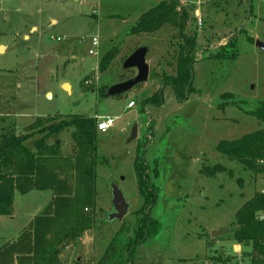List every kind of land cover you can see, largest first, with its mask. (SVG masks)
<instances>
[{
	"label": "rangeland",
	"instance_id": "374dc122",
	"mask_svg": "<svg viewBox=\"0 0 264 264\" xmlns=\"http://www.w3.org/2000/svg\"><path fill=\"white\" fill-rule=\"evenodd\" d=\"M202 1V27L188 8L191 17L184 29L197 36L200 49L216 51L245 28L229 47L237 51L235 59H207L204 52L192 68V89L180 100L171 85L151 77L123 95L101 94L136 75L122 67L136 48H148L150 70L175 75L178 28L167 23L153 35L128 36L140 16L160 1L0 0V47H5L0 49V136L9 130L22 134L48 118L115 119L109 130L97 134V153L104 162L96 168L95 227L61 251L60 264H98L112 240L123 238V232L134 236L138 212L144 209L138 177L143 183L146 176L157 190L149 212L159 230L136 248L128 264H250L249 245L242 244L239 252L231 249L235 215L260 192L264 174L225 160L216 147L264 128L248 114L264 102V52L256 46L257 41L264 44V0H251L249 18V0ZM92 37L100 40L94 56L89 54L96 49ZM110 50L115 57L104 60L100 71ZM159 89L162 103L144 107ZM131 101L135 106L128 109ZM134 127L137 138L128 143ZM73 136L72 128L57 136L66 164L74 162ZM203 164L221 165L224 171L205 177ZM113 185L130 210L122 221L110 222ZM50 201L49 191H16L7 215H0V250L15 245ZM222 230L227 232L211 236Z\"/></svg>",
	"mask_w": 264,
	"mask_h": 264
},
{
	"label": "trees",
	"instance_id": "16d2710c",
	"mask_svg": "<svg viewBox=\"0 0 264 264\" xmlns=\"http://www.w3.org/2000/svg\"><path fill=\"white\" fill-rule=\"evenodd\" d=\"M189 15L188 8L177 1H160L142 14L128 33L129 37L140 38L153 35L167 23L178 28L175 75L150 70V77L163 86L171 85L180 100H184L192 89V68L198 60L204 56L216 60L237 57L235 48H229L235 45V37L216 51L200 49L197 36L184 32ZM249 40L253 42V39ZM204 52L206 54L203 56ZM132 53L127 54L125 60ZM114 57L113 50H110L101 61L100 71L105 70L104 60ZM101 94L105 95L106 91ZM161 96L159 89L144 101L143 106H159ZM248 114L264 124V102ZM97 125L95 118L87 116L61 117L59 120L48 118L29 125L22 134L9 130L0 136V215H7L16 191L25 194L35 189L51 193V201L43 214L29 225L15 245L0 250V264H22L26 259L32 261L30 264H60L61 251L94 229L96 168L99 161H103L97 153ZM71 128L74 129V162L66 164L68 160L62 155L57 136ZM51 138H54L53 143H49ZM216 152L227 161L264 174V128L238 140L222 141L216 147ZM137 168L136 165L135 171ZM223 171L221 165L211 167L203 164L200 174L215 177ZM138 181L144 209L138 212L140 218L134 236L129 238L123 232V238L119 236L112 240L98 264L130 263L136 248L159 230L157 221L150 217L149 212L152 203H155L157 190L147 176L143 178V183L139 177ZM85 210H91V213H85ZM261 213H264V194L257 192L235 215L233 240L251 247L250 264H264V220H259Z\"/></svg>",
	"mask_w": 264,
	"mask_h": 264
},
{
	"label": "water",
	"instance_id": "95a60500",
	"mask_svg": "<svg viewBox=\"0 0 264 264\" xmlns=\"http://www.w3.org/2000/svg\"><path fill=\"white\" fill-rule=\"evenodd\" d=\"M251 14V0L249 1L248 10H247V18L250 17ZM245 28L243 26L240 28L236 34H234L230 39L232 40L234 37H236L239 33L242 32V30ZM256 46L264 52V44L257 41ZM148 53L147 47H140L136 49L124 62H123V69L125 71L127 70H136V75L124 82L115 84L106 91L107 97H115L123 95L129 91H131L133 88L137 87L138 85L144 84L148 82L150 77V67L147 63L146 57ZM192 79V75H191ZM67 84H64V86ZM63 86V87H64ZM65 88V87H64ZM137 127H134L131 133V136L128 139V143L134 141L137 138ZM112 212L110 213L109 221H122L129 213L130 205L125 199L122 191L120 188L116 185H113L112 187ZM227 232V230L222 231H213L212 237L217 238L218 236H222ZM257 257V256H256Z\"/></svg>",
	"mask_w": 264,
	"mask_h": 264
},
{
	"label": "built area",
	"instance_id": "2783aa9c",
	"mask_svg": "<svg viewBox=\"0 0 264 264\" xmlns=\"http://www.w3.org/2000/svg\"><path fill=\"white\" fill-rule=\"evenodd\" d=\"M155 1H177L179 2L180 5L192 9V15L193 18L195 19V23L198 27H202L203 25V21L201 18V13H200V7L202 6V0H155ZM93 14H96V11L93 10ZM63 39L61 38H57V41H62ZM91 43L92 46L95 47L96 49H90L89 50V54L94 56V55H98V50L97 48H99L100 46V40L98 37H92L91 38ZM89 84V83H87ZM135 103L134 102H130L127 106L128 109H132L134 108ZM114 120L113 118H107V119H101L100 121H98V125H97V129L100 132H106L107 130H109L113 124H114ZM261 194H264V179L261 181V190L260 192ZM259 220L263 221L264 220V213H261L259 215Z\"/></svg>",
	"mask_w": 264,
	"mask_h": 264
},
{
	"label": "clouds",
	"instance_id": "9594fccd",
	"mask_svg": "<svg viewBox=\"0 0 264 264\" xmlns=\"http://www.w3.org/2000/svg\"><path fill=\"white\" fill-rule=\"evenodd\" d=\"M85 239H90L89 237H85ZM242 245L238 242L233 241L231 244V249L233 252H239L241 250Z\"/></svg>",
	"mask_w": 264,
	"mask_h": 264
},
{
	"label": "crops",
	"instance_id": "0c3cea01",
	"mask_svg": "<svg viewBox=\"0 0 264 264\" xmlns=\"http://www.w3.org/2000/svg\"><path fill=\"white\" fill-rule=\"evenodd\" d=\"M98 1H100V0H98ZM153 1H154V0H153ZM33 30H35V28H32V29H31V31H33ZM26 38H27V36H25V39H26ZM2 47L5 49V47H4V46H1V47H0V49H1ZM67 85H68V84H67ZM68 87H69V86H68ZM68 247H69V246H68ZM80 261L82 262V260H81V259H80ZM88 263H89V262H88Z\"/></svg>",
	"mask_w": 264,
	"mask_h": 264
},
{
	"label": "bare ground",
	"instance_id": "6f19581e",
	"mask_svg": "<svg viewBox=\"0 0 264 264\" xmlns=\"http://www.w3.org/2000/svg\"><path fill=\"white\" fill-rule=\"evenodd\" d=\"M65 86H67V87H68V85H65Z\"/></svg>",
	"mask_w": 264,
	"mask_h": 264
}]
</instances>
